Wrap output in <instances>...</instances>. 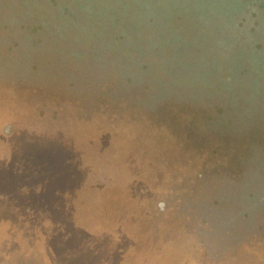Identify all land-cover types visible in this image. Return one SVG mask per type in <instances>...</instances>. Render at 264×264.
I'll return each mask as SVG.
<instances>
[{
    "label": "rangeland",
    "instance_id": "374dc122",
    "mask_svg": "<svg viewBox=\"0 0 264 264\" xmlns=\"http://www.w3.org/2000/svg\"><path fill=\"white\" fill-rule=\"evenodd\" d=\"M238 4L239 10L235 12L208 18L212 22L203 27L199 37L201 22L197 21L192 29L186 16H173L171 28L185 42L183 50L192 59L189 73L174 69L179 72L175 77L178 90L191 85L187 78L203 73L200 85L205 92L222 98L212 88L219 85V77L229 78L238 57L244 56L249 66L250 54L264 48V0H238ZM53 11L48 7L44 16L51 18ZM98 29V33L106 32L100 39L115 31L107 27ZM2 32L0 96H5L9 105L0 110V120L1 115L11 118L18 131L0 142L24 148L22 152L30 158L29 163L25 161L24 174L18 177L20 184L11 179V187L17 194L20 187L25 191L26 194H19L24 200L20 207L27 213L29 205L27 210L34 215V220H22L15 229L23 238L29 232L32 253H45L48 257L60 245V258L67 255L74 264H166L174 246H179L177 264H220L250 248L255 251L252 256L264 263V222L251 226L247 219L236 217L241 210L237 199H233L237 196L228 189L247 168L251 149L261 147L255 148L256 153L264 154L262 133L255 127L224 132L214 109L204 100L170 98L141 106L132 103L133 96L129 94L116 101V120L101 127L90 125V138H85L78 125H74L82 111L70 109L63 97L55 105L45 103L49 98L51 85L47 77L52 64L57 75L63 68L47 61L42 52L39 61L35 60L36 71L32 68L34 62L28 63L32 65L27 72L30 79L18 80L14 60L20 53L6 42L16 37L17 31H7L5 38ZM141 57L144 67L162 71L163 76L174 65H163L162 58L150 52ZM185 94L197 101L205 98L196 91ZM242 98L244 104L246 99ZM63 119L66 126L62 128L59 120ZM248 124L264 127V118L256 116ZM114 135L120 140L115 142ZM32 148L36 154L30 157L28 152H33ZM103 166L107 174L99 176L97 171ZM43 167L61 177L59 196L49 194V200L58 199L55 206L65 208L63 216L59 210L58 221L63 220L68 229V243L55 245L48 240L40 245L41 233L33 232L39 223H45L41 219L46 218L49 209L44 208L46 202L36 194L44 176H52L46 170L34 173ZM42 207L44 210H39ZM227 233L234 237L223 245ZM65 261L66 257L62 262Z\"/></svg>",
    "mask_w": 264,
    "mask_h": 264
},
{
    "label": "trees",
    "instance_id": "16d2710c",
    "mask_svg": "<svg viewBox=\"0 0 264 264\" xmlns=\"http://www.w3.org/2000/svg\"><path fill=\"white\" fill-rule=\"evenodd\" d=\"M239 5L238 0H0V32L3 31L2 38H5L7 31H17L16 37H11L6 42L10 48L17 49L20 53L14 60V73L18 80L30 79L27 72L32 65L28 66V63L34 62L32 68L36 71L35 60L39 61L42 52H45L43 57L46 56L47 61L63 68V72L57 75L55 65L52 64L53 69L49 70L47 77L51 85L48 88L49 98L45 103L55 105L63 97L70 109L82 111L79 112L80 117L79 120L76 119V124L72 122L75 126L78 125L85 138H90V125L93 124V128L95 124L101 127L115 121L117 114L114 111L117 112L119 106L116 101L129 94L133 96L132 103L141 106L144 103L159 104L170 98H188L194 102L204 100L214 109L224 132H233L236 128L245 131L255 127L264 136V127L248 124L256 116L264 118V48L257 54H250L252 58L249 66L245 63L244 56L238 57L229 78L219 77V85L212 88L222 98H214L205 92L204 86L200 85L204 80L203 73L187 78L192 86L196 85L193 86L195 90L191 85L182 86L178 90L175 83L177 76L174 69L179 68L189 73L192 70V59L183 50L185 42L171 28L173 16H186L192 29L197 21L201 22V31L195 30L200 33L197 35L199 37L204 32L203 27L212 22L208 18L217 14L223 17L229 11L235 12L239 10ZM48 7L54 8L51 18L44 16ZM106 27L116 32L110 31L106 38L100 39L106 32L98 33V28ZM148 52L160 56L163 65L174 64L167 70V75L163 76L162 71H151L150 66H143L141 56ZM163 65H159L160 68ZM36 74L38 76L39 71ZM187 91H196L205 98L197 101L186 95ZM178 92L184 94L179 95ZM242 97L246 99L244 104ZM6 101L5 96H0V110L9 105ZM1 116L0 139L6 135H16L18 129L13 120ZM59 121L62 128L66 126L64 119ZM104 134L106 133L101 135ZM114 137L115 142L120 140V137ZM41 148L46 150L45 147ZM255 148L250 151L245 165L247 168L243 170L241 177L228 188L237 196L233 199H237V206L242 212L236 217L243 219L250 215H255L256 218L260 215L264 219V154L260 151L256 153ZM22 149L24 148L6 146L0 142V264H74L67 255L65 263L62 262L65 257L60 258L62 250L60 245H56L68 243L70 238L66 239L68 229L63 220L58 221L59 210L63 216L65 208L55 206L54 202L58 203V199L54 202L49 200V194L59 196L62 187L61 177L53 174L54 171L49 168L34 170L35 174L46 170L52 176H44L41 189H37L38 197L41 196V201L46 202L43 203L44 208L47 209L48 206L49 209L46 211V218L41 219L45 223H39L37 230L33 232L35 235L41 233L40 245L43 244L42 241L46 243L50 240L55 243L56 248L48 257L45 253L35 255L30 251L32 244L29 232L24 238L16 232L22 220H28L29 217L34 220V215L28 211L29 205L26 207L27 213L20 207L24 200L19 194H26L25 191L15 186L19 188L17 194L14 186L11 187V179L14 182L17 180L16 185L20 184L21 179L18 177L24 174L25 161L30 159ZM32 151L28 152L30 157L35 156L33 153L36 154L33 148ZM253 155L255 159L251 161ZM250 167L252 170L248 172ZM97 172L99 176L107 174L104 166ZM44 208L39 210L43 211ZM103 225L107 228V224ZM29 226L31 227H27ZM88 228L87 230H92L91 227ZM75 232L77 238L79 234ZM76 251L80 252L78 248ZM254 252L250 248H244L230 260L220 264H264L260 258L252 256ZM180 253L179 246H174L172 257L164 262L177 264ZM76 257L78 256L75 253Z\"/></svg>",
    "mask_w": 264,
    "mask_h": 264
},
{
    "label": "flooded vegetation",
    "instance_id": "af4514ba",
    "mask_svg": "<svg viewBox=\"0 0 264 264\" xmlns=\"http://www.w3.org/2000/svg\"><path fill=\"white\" fill-rule=\"evenodd\" d=\"M250 170H252V168L250 167V169L249 170H247L248 172L250 171ZM239 218V217H238ZM237 219V218H236ZM247 222L248 223H250V225L252 226H255V225H259L260 226V224L261 223H263L264 222V219H263V216H258L257 218L255 217V215H250V216H248L247 217ZM228 226H230L229 225V223H228ZM232 233V232H231ZM239 234V233H238ZM226 235V234H225ZM224 235V236H225ZM235 236H237V234L235 235ZM233 235H229L228 233H227V235L225 236V240L223 241L224 243H222L223 245H225V244H227V242H228V240L230 239L231 241H232V239H233ZM227 238V239H226ZM236 238V237H235Z\"/></svg>",
    "mask_w": 264,
    "mask_h": 264
},
{
    "label": "water",
    "instance_id": "95a60500",
    "mask_svg": "<svg viewBox=\"0 0 264 264\" xmlns=\"http://www.w3.org/2000/svg\"><path fill=\"white\" fill-rule=\"evenodd\" d=\"M178 73H179V72H176V71H175V74H178Z\"/></svg>",
    "mask_w": 264,
    "mask_h": 264
}]
</instances>
